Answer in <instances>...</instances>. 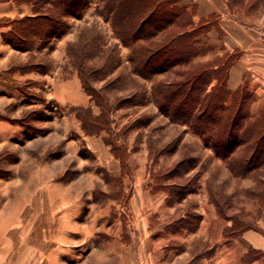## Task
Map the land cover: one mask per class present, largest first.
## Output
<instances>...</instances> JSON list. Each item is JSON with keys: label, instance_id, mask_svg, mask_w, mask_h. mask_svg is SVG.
<instances>
[{"label": "rangeland", "instance_id": "rangeland-1", "mask_svg": "<svg viewBox=\"0 0 264 264\" xmlns=\"http://www.w3.org/2000/svg\"><path fill=\"white\" fill-rule=\"evenodd\" d=\"M96 1H88L80 18L66 16L61 36L38 38L33 50L21 52L20 73L15 70L20 113L15 100L10 106L15 115L0 114V150H5L0 170L6 182L19 181L21 194L6 196V201L20 203L21 234L49 235L56 256L61 249L69 252L63 257L69 264H77V254L87 260L92 252L102 255L88 259V264H120V252L128 246L132 264H240L247 243L221 236L223 220L210 203L208 190L230 197L227 213L264 234V204L246 193L257 186L255 178L234 177L226 161L218 160L188 123L175 124L163 115L153 103L152 80L136 78L143 87L140 97L131 105L118 102L138 90L130 75L131 52L97 15ZM258 4L264 11V0ZM25 5L30 14L31 5ZM17 9L21 14L26 11ZM92 35L97 51L87 63L99 64L102 54L108 62L88 87L107 100L110 125L88 136L77 114L92 104L66 46ZM201 44L200 59L217 56ZM257 105L253 104V113ZM92 111L100 114L94 106ZM132 122L134 128L127 130ZM104 140L113 144L124 166ZM182 158L194 160L178 172L181 176L169 178L167 173ZM14 166L19 173L15 180ZM187 182L191 184L186 185L182 200L172 190L155 188L159 183L163 187ZM179 219L184 222L170 227Z\"/></svg>", "mask_w": 264, "mask_h": 264}, {"label": "trees", "instance_id": "trees-1", "mask_svg": "<svg viewBox=\"0 0 264 264\" xmlns=\"http://www.w3.org/2000/svg\"><path fill=\"white\" fill-rule=\"evenodd\" d=\"M8 1L0 0V3ZM15 1L19 5L30 4L31 13L3 18L0 20V27L8 28L2 34L3 40L20 52L33 50L38 38L61 36L65 28L64 18H80L89 3V0ZM97 1V15L109 23L116 38L131 52L130 75L138 90L119 98L118 102L131 105L140 97L139 91L143 87L136 78L152 80L151 96L157 109L172 123H188L195 135L204 138L217 159L226 161L234 177L252 174L257 186L248 189L246 193L264 204V96L258 102L257 113H253L252 107L257 98L246 85L235 91L228 89L229 70L238 57L237 52L217 55L208 60L199 58L200 38L207 34L214 21L202 20L195 23L194 5L185 7L180 4L182 0ZM257 3L258 0H225L231 13L235 10L255 9ZM92 36L86 40L80 37V41L66 46L84 93L92 106L100 109V114L96 116L93 115L92 106L79 109L77 118L82 131L88 136L97 135L110 125L106 117L109 111L106 107L107 100L88 87L90 79L98 75L108 62L107 56L102 54L99 64L87 63L86 59L97 51L96 35ZM165 74H168L166 79L156 80L158 76ZM133 125L132 122L126 129H133ZM104 142L110 147V154L118 160L121 167L124 166L113 144L107 140ZM189 159L179 160L167 176H181L178 172L194 160ZM190 184L164 185L163 188L159 183L155 188L163 192L172 190L177 199L182 200L186 185ZM208 192L209 201L217 216L231 223L222 231L224 238H236L245 232L255 231L237 223L235 216L227 213L231 207L230 197L220 191L209 189ZM183 222L181 219L176 220L170 227ZM262 255V252L249 250L243 262L259 259Z\"/></svg>", "mask_w": 264, "mask_h": 264}, {"label": "crops", "instance_id": "crops-1", "mask_svg": "<svg viewBox=\"0 0 264 264\" xmlns=\"http://www.w3.org/2000/svg\"><path fill=\"white\" fill-rule=\"evenodd\" d=\"M180 4L188 8L194 5L193 20L195 23L202 20L214 21L207 34L200 38V41H202L201 46L209 47L215 51L212 54L218 56L225 53H238L237 59L232 63L229 70L228 89L235 91L240 86L246 85L255 94L257 98L255 104H258L264 96V20L261 16L263 11L261 6L258 4L255 9L247 11L235 10L231 13L225 4V0H182ZM18 7H23L26 11L21 14L20 10L17 9ZM18 7L12 1L0 3V20L28 15L27 5ZM5 30L6 28L0 27V92L2 93V98L0 97V114L15 115L14 107L10 111V106L11 104L14 106L16 100V113H20L18 104L20 91L16 85L19 75L16 73L19 72L21 64V52L15 50L3 40L2 34L7 31ZM6 70H11L12 74L4 73ZM4 151V149H1L0 155ZM2 167H4V164H2ZM1 170L0 264H38V262L40 264H69L68 260L63 258L69 252L61 249L60 255L56 256L53 238L49 235L21 234L20 203L13 199L11 202L10 200L6 201V196H19L21 194L19 181L12 184L6 182ZM15 172L14 166V180L19 177V173L16 172L17 174H15ZM119 177H122L121 173ZM44 224L49 225V223ZM33 225L36 226V221ZM227 226L228 223L223 220L221 236L223 229ZM240 239L247 243V247L239 256V263L263 264L264 234L248 231L233 240L238 243ZM129 247L127 248L128 250L120 252V264H132V255ZM249 250L262 252L263 255L259 259L244 263L243 258ZM101 255L99 252H92L89 254L88 259L100 258ZM113 257H117L116 251L113 252ZM88 259L86 260L85 257L77 254V264H88ZM92 264H96V262Z\"/></svg>", "mask_w": 264, "mask_h": 264}]
</instances>
